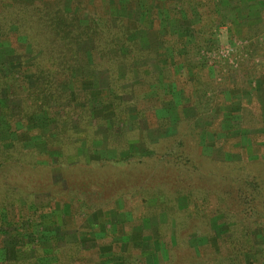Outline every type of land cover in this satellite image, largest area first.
I'll use <instances>...</instances> for the list:
<instances>
[{
  "label": "trees",
  "instance_id": "1",
  "mask_svg": "<svg viewBox=\"0 0 264 264\" xmlns=\"http://www.w3.org/2000/svg\"><path fill=\"white\" fill-rule=\"evenodd\" d=\"M128 2L140 7L151 28L161 20L159 15L162 10L163 20L178 18L191 22L190 28L196 32L194 42L187 41L185 32H175V36L165 32L155 34V45L148 43L144 47L140 40L134 38L135 32L142 26L131 27L124 17L109 15V0H101L100 4L91 0H0V50L7 51L0 54L4 55L0 59V264H100L101 254L86 253L81 237H87L96 229L103 232L105 224L102 221H96L99 227L96 223L89 224L83 217L79 218V212L81 207H87L91 202L90 190H94L91 186L100 188L106 198L112 199L113 205L121 201L119 197L126 199L120 194L126 190V185L117 179L106 180L105 173L112 167L111 171L115 168L123 171L120 168L129 166L130 156H121L128 144L120 142L122 146L115 148L114 156L101 160L105 161L103 163L97 161L101 166L98 164L95 171L84 157L78 156L72 164H67L66 157L76 153L82 145L91 152L92 144L98 138L94 134L98 126L105 129L108 124L115 127L118 122H126L129 101L123 95L134 96L135 89L142 87L144 91H155L154 96L163 99L162 90L158 87L161 73L151 72L149 66H146L147 69L139 66L137 69L140 72L136 75H144L145 78L139 85L131 84L134 80L130 75L134 61L153 58L162 62V67L170 64L176 56L187 61L192 54L198 53L201 42L207 40L204 38L206 33L213 34V28L220 20L218 0ZM149 5L153 7L150 9ZM257 25L246 26L250 29L246 33L264 27V12ZM251 46L249 44L248 47ZM83 65L87 69L79 70ZM93 70L106 72L110 94L100 91L94 95V90L82 83L79 72L90 73ZM161 71L169 73L168 69ZM162 78L170 81L167 74ZM126 83L130 85L123 87ZM108 106L112 116L105 119L99 113H105ZM147 108L146 111L150 112L151 108ZM137 114L152 123L154 128L173 127L164 117L151 119L139 110ZM182 120L179 117L176 125ZM132 126L140 129L139 122ZM107 132L109 146L114 132L111 129ZM142 134L145 138V133ZM24 135L34 136L43 150L29 147L24 142ZM165 136L155 142L145 141L146 148L154 153L148 158H155L158 163L155 162L152 175L144 176L142 187L135 188L142 193L143 198L139 197L144 204L141 211L143 218L158 219L161 214L166 218L165 222L155 225L157 240L152 238V233H146V236L144 231L141 238H149L152 245L163 244L165 250L161 247L160 253L154 252L156 249L153 248L149 250L153 252L149 256H140L138 249L131 248L125 253H110L108 259L113 262L118 259L115 257L120 256L125 264H170L176 255L174 251L180 247V238L196 231L206 242L194 247L190 245L194 249L192 257L206 258L205 252L211 250L209 243H212L214 234L211 219L221 215L214 226H226V232L215 239L228 249L224 261L244 264L246 254L250 257L255 254L256 244L251 229L257 227L264 232V161L262 158L244 160L256 174L252 175L253 178L240 177L233 174L234 171L239 172V162H212L210 157L197 152L198 141L195 142L196 150L193 143L183 138L176 146L167 148L165 153H159L168 146L165 143L169 142L170 136ZM251 141L254 142V137ZM237 148L239 150L235 153L243 155V146ZM50 152L60 155L52 161ZM160 163L166 170L170 168L172 176L164 175L166 171H162ZM52 168L63 169L65 186L53 183L50 178ZM99 168L103 170L98 172ZM82 172L88 174L83 175ZM86 180L90 185L82 186L81 182ZM126 182L134 184L127 177ZM36 193L46 194L39 204L33 199ZM114 194L120 195L115 198ZM180 198L185 200L182 208L178 203ZM151 199L154 204L147 205ZM63 207H67L68 214L64 212L58 222V213ZM105 214L109 216V213ZM4 216L7 222L3 224ZM42 220L55 223L64 230L70 229L74 239L65 242L52 236L51 246L47 248L41 245L40 238L35 234L31 239L26 234L22 235L32 231L35 224H42ZM37 221L40 223H35ZM11 226L15 227V233L11 230L7 233ZM163 230L170 232L169 240ZM5 239L8 242L5 243ZM124 242L125 245L131 244ZM171 242L176 245L175 248L169 246Z\"/></svg>",
  "mask_w": 264,
  "mask_h": 264
},
{
  "label": "rangeland",
  "instance_id": "2",
  "mask_svg": "<svg viewBox=\"0 0 264 264\" xmlns=\"http://www.w3.org/2000/svg\"><path fill=\"white\" fill-rule=\"evenodd\" d=\"M91 1L97 4L101 2V0ZM163 1L167 2L170 0ZM152 7L149 5L148 8L151 9ZM107 9H109L108 12L111 16L119 15L124 17L131 27L135 25L142 26L135 32L134 38L140 40L144 47L148 46V43L155 45V34H163L165 32H168L170 36H175L173 34L175 32H185L184 36L187 41L194 42L196 32H192L193 29L190 28L191 22L178 18L163 20V10L160 11L159 15L162 21L159 20L157 25L154 23L151 28L147 18L142 16L140 7L129 3L128 0H109ZM217 9L220 20L213 28V34H202V36L205 35L204 38L207 40L201 42V49L197 54H192L187 61L176 56L165 67H162V62H157L153 58L134 61L131 66L132 73L130 74L134 80L131 84L139 85L145 78L144 75H136L139 71L137 68L149 66L151 72L161 73V83L158 87L162 90L161 97L163 99L155 97V91L151 89L144 91L142 87L135 89L134 96L132 94L123 95V98L129 101L126 122L123 124L118 122L115 127L108 124L105 129L104 126H98L94 130V134L98 138L93 142L91 152H88L82 145L77 149L76 153L66 157L67 164L76 162L78 156L84 157L83 159L88 162V166L91 167L92 171H95V167L98 164L100 165V162H105L101 160L116 154L115 148L122 146L120 142L124 141L128 144L127 150L123 153L121 152V156H130L129 166L120 168L123 171L117 168L111 171L112 167L105 173L108 178L106 180L117 179L118 182L126 185V190L120 193L126 199L116 196L120 194H114L115 198L119 197L118 199L121 201L117 205H113L112 199L106 198L105 194L103 195L99 190L100 188L91 186L94 189L90 190L93 194H91V202L88 203L87 207H81L79 212V218L83 217L89 224H94L96 221H102L105 224V230L107 231L104 237L102 234L105 233V230L99 232L97 229L90 232L87 237L84 235L81 237L82 248L87 251L86 253L89 252L91 255L93 253L101 254L100 264H125L122 261L123 257H115L118 259L113 262L108 258L110 253H125L130 251L131 248L138 249L140 256L142 254L149 256L153 253L149 250L153 248L156 249L154 252L159 251L162 253L161 247L165 250L163 244L158 243L157 246V243H154L152 245L148 240L149 238H141V233L144 231L145 234L152 233V238L157 240L158 235L155 233V225L158 222H165L166 219L162 214L158 219L154 217L143 218L144 216L141 214L144 204L141 203L142 199L139 196L142 197V193L135 188L142 187L144 176L152 175L156 165L155 162L158 163V161L154 160L155 158L152 160L148 158L154 153L146 148L145 141L155 142L157 139L169 135V139L165 138L169 141L165 143L168 146L165 147V150L161 149L159 151L162 154L166 152L167 148L176 146L179 140L183 141V138L187 139L189 143H193L194 146L195 142L198 141L197 152L210 157L212 162L223 160L239 162L241 164L239 172L235 173L234 171L233 174L240 177L253 178L254 176L252 175L256 174V171L248 166L244 160L250 161L254 158H262V161H264V27L262 29L260 27V30L255 29L251 33H246L247 30H250L249 28L246 29V26L259 23L260 16L264 12V0H218ZM256 27L258 28L259 26L257 25ZM249 44H252V46L248 47ZM81 49H85V46H81ZM6 52V50H0V54H6ZM3 56L0 55V59ZM6 58H8V55ZM175 62L180 63L175 65ZM82 69L86 70V65L79 68V70ZM161 69H168L169 73H164ZM122 70L123 68L121 67ZM121 71L120 76L122 77L124 70ZM164 74L170 77L171 82L163 80ZM79 76L85 86L94 90V95H98L100 91H106L110 94L111 89L108 87L105 71L93 70L90 73L83 71L81 74L79 72ZM129 85L130 83H126L123 87H128ZM147 107L151 108L150 112L146 111ZM106 110L105 113H99L103 114L105 119L112 116L109 106L106 107ZM137 110L151 119L152 117H164L170 121L173 127L168 129L154 128L152 123L138 116ZM179 117L183 120L176 125ZM136 122H139L140 129L132 126ZM107 129H111L114 132L109 146L106 138L107 133H109ZM143 132L146 139L143 137ZM6 137L3 136V138ZM252 137H254V144L251 141ZM23 138L29 147L43 150V146L37 142L34 136L24 135ZM239 145L243 146L241 150L243 155L235 153L239 150L237 148ZM58 154L55 152L49 153L52 156V161L55 156L60 155ZM99 160L100 162H97ZM138 162L141 163L135 164ZM159 165L162 167V171H166L164 175L172 176L173 172L170 173L169 167L166 170L163 167V163ZM62 170L61 168H52L50 178H52L53 183L65 186L66 181ZM101 170L103 169L99 168L98 172ZM82 174L87 175L88 173L82 172ZM174 175H177V173ZM117 176L119 177L116 178ZM126 177L131 178L134 184L127 183ZM161 181L164 182L165 180L162 179ZM88 182L89 180L81 182V185H90ZM45 198L46 194L44 193H36L33 196V199L38 204L44 201ZM178 203L180 208L185 206L183 198H180ZM146 204L153 205L154 200H148ZM64 212H68L67 207L60 209L58 222L63 218ZM105 213H109V216ZM217 216L211 219L214 234L211 239L212 243H209L211 250H206L205 252L207 257H199L198 259L192 257L194 249L190 245L194 247L206 242L205 238L200 237L199 232L196 231L188 235L184 234L180 238V247H176L178 248L174 251L176 255H174V259L170 261V264H230L228 261H224V255L228 249L222 247L219 244V240H215L219 234L226 232L224 230L226 226L215 228L214 222L217 218L219 220L221 215ZM3 218L4 224L7 221H5V216ZM35 223L40 222L37 221ZM96 225L99 227L98 223ZM11 227L7 230V233H10V230L12 231L11 233L16 232L13 230L15 227ZM3 230L5 231V228ZM33 230L21 233L22 235L26 234L30 239L35 234L40 238L41 245L47 248L51 246L50 238L52 236L65 242L74 239V233L70 229H61L55 223H47V220H42V224H35ZM162 232H165L164 236H168L169 240L170 232L166 230ZM251 233L256 244L254 247L255 254L253 257L246 254L244 256V264H264V232L255 227L251 229ZM23 239L26 238L23 237ZM124 241L131 244L125 245ZM6 242L8 240L5 239ZM109 244L113 245L110 246ZM261 244L263 246H260ZM169 246L175 248L176 245L171 242ZM222 261L224 262L222 263Z\"/></svg>",
  "mask_w": 264,
  "mask_h": 264
}]
</instances>
